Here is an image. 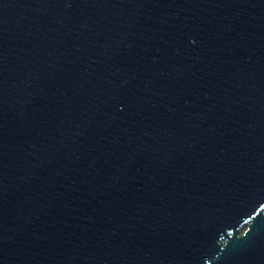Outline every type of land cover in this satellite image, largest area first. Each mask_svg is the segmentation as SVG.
<instances>
[{
    "label": "water",
    "instance_id": "95a60500",
    "mask_svg": "<svg viewBox=\"0 0 264 264\" xmlns=\"http://www.w3.org/2000/svg\"><path fill=\"white\" fill-rule=\"evenodd\" d=\"M0 264H264V0H0Z\"/></svg>",
    "mask_w": 264,
    "mask_h": 264
}]
</instances>
